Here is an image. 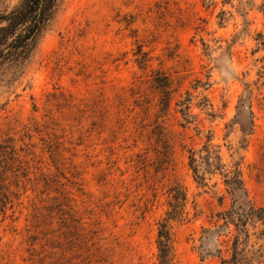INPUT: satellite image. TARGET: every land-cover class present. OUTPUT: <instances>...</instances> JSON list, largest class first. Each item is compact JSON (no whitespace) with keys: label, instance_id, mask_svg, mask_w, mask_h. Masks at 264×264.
Masks as SVG:
<instances>
[{"label":"rangeland","instance_id":"1","mask_svg":"<svg viewBox=\"0 0 264 264\" xmlns=\"http://www.w3.org/2000/svg\"><path fill=\"white\" fill-rule=\"evenodd\" d=\"M9 80L0 264H161L170 213L171 264H264L258 220L234 259L225 183L238 168L264 208V0H60ZM192 154L221 169L201 180Z\"/></svg>","mask_w":264,"mask_h":264},{"label":"trees","instance_id":"2","mask_svg":"<svg viewBox=\"0 0 264 264\" xmlns=\"http://www.w3.org/2000/svg\"><path fill=\"white\" fill-rule=\"evenodd\" d=\"M59 2L60 0H21L20 4L12 11L0 15V75L10 77L9 84L20 79L25 73L26 67L30 64L36 52L40 38L52 26ZM162 93L166 94L167 92L164 89ZM207 155H211V152L207 151ZM220 160L219 156H215L212 163L210 158L206 159V157H201V161H199L196 155L192 154L191 167L196 177L202 180L204 179V172H202L201 164L209 167L205 171L210 170L209 173H215V170L221 169ZM225 183L233 196L231 215L236 219V227L239 231L238 240L235 244L237 247H235L234 252V259L238 261L239 240L243 236L244 243L250 238L247 229L250 221L264 222V208L256 209L249 200L248 192L238 168L231 175L226 176ZM174 198L176 200H186L184 199L186 198L185 195L183 199L179 196ZM174 216L170 213L169 217L160 225L158 247L161 264H171L172 261L173 247L169 222ZM242 259L245 260V258H241L240 261ZM225 263H229V261L226 260Z\"/></svg>","mask_w":264,"mask_h":264}]
</instances>
